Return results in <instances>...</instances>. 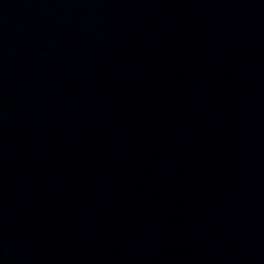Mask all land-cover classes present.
Returning <instances> with one entry per match:
<instances>
[{
	"label": "water",
	"instance_id": "1",
	"mask_svg": "<svg viewBox=\"0 0 264 264\" xmlns=\"http://www.w3.org/2000/svg\"><path fill=\"white\" fill-rule=\"evenodd\" d=\"M0 264H264V0H0Z\"/></svg>",
	"mask_w": 264,
	"mask_h": 264
}]
</instances>
